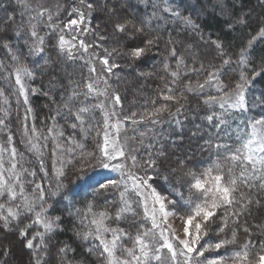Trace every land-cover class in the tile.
<instances>
[{
    "label": "snow or ice",
    "instance_id": "snow-or-ice-1",
    "mask_svg": "<svg viewBox=\"0 0 264 264\" xmlns=\"http://www.w3.org/2000/svg\"><path fill=\"white\" fill-rule=\"evenodd\" d=\"M16 2L25 10L27 20L17 24L15 16L9 15L6 21L0 22V48L6 49L11 54V61L16 64L15 67H11L0 62V70L8 69L9 75L15 77L19 96H22L24 104L28 105L29 88L25 81L34 79V70L26 64L19 63V57L13 53V45L8 33L12 31V28H15L16 36L27 32L32 41L29 44L28 40H25L30 54L40 56L45 52V37L39 35L38 26L43 24L53 33L58 30L60 35L53 46L58 55L61 57L66 55L68 61H75L77 58L83 60L88 65L89 78L83 83L69 78L71 90L52 120L55 121L57 116L63 115L67 120L74 121L69 125L72 129L79 127L85 136L95 131L97 137L102 136V142L97 140L95 147L89 151L74 137H68L66 144L58 142L63 133L58 132L53 136L55 125L48 128V135H44L42 130L35 127V124L31 129L25 124L23 127L26 140L22 142L29 145V152L34 151L37 154L39 172L43 173L41 179L48 180L46 189L43 183L26 180L28 176L35 178L37 171L34 168L25 167L28 161H25L24 154L18 152L14 146L13 133L8 124L4 119H0V133L7 134L6 146L0 144V229L5 234L18 230V236L26 239L24 246L32 251L35 264H42L48 252L45 237L55 232L61 222L60 216L47 215L54 206L48 203L49 192L53 197L59 195L67 198L74 195L71 184L90 181L98 185L96 191L112 188L120 192L121 207L114 217L117 222L130 214L136 217L134 223L139 225L133 237L124 228L111 227L107 222L112 219V215L105 209L94 212L92 202H89L83 213L79 209L76 210V215L79 216V222L83 227V231L77 232L76 235L86 242H98V244L90 243L86 251L89 254L98 252L101 264H264V241H253L252 233L246 225L243 226V231L249 238L243 244L238 243L241 218L245 214H251L254 204L257 207H264V204L256 199L259 193L264 192V117L252 118L245 129L238 130L246 132L247 128H251L248 138L238 147L221 142L220 138L215 143L212 137L205 140L199 146L200 149L214 151L217 159L201 172L188 169L190 157L176 156L173 159V154L168 151L167 144L170 142L175 147L183 142L182 136L174 137L171 132L163 135L156 132L154 127L167 122L182 131L183 121L180 117L188 100L187 94L204 96L203 104L210 109L218 105L221 109L220 114L212 111L203 117L210 125L218 120L219 123L215 124L217 129L227 123L222 117L229 110H246V89L255 78L264 75V57H261V65L254 68L252 56L255 43L264 39V22H261L256 34L251 36L246 45L240 49L235 60L224 50L221 42L211 41L218 50V54L226 58L222 60L220 68L213 67L211 71H208L207 77L202 82L189 79L181 84L183 74L199 75L207 69L203 63H200L199 67H189L184 56H177L175 47L177 42L169 36L166 44L172 45V48L168 58H175L176 70H172L167 62L168 58H165L163 70L171 79L162 78L163 88L159 89V98L171 103L156 106V99L153 98L150 109L145 108L142 113L133 112L131 115H124L121 119L122 97L109 83V78L116 74L114 70L121 67L113 57L127 58L131 62L129 67L141 62L154 46L159 45L161 37L152 36L149 31L152 21L159 19L158 13L163 11L179 17L180 12L169 7L167 0L153 3V11L150 15L132 19L123 18L118 14L123 7V4L120 8L115 6L118 0H113L112 8H108V0H103V4L101 0H79L78 6L70 9L60 8L58 5L55 13L39 3V0H36L35 4L32 0H16ZM141 3H144V0H141ZM161 3L164 5L162 8ZM97 10L109 13L108 23L111 25L114 42L118 45L111 49L104 47L103 55L90 53V49L101 48L103 42L108 39L103 34L97 35L91 27V20ZM64 12H67L68 17L66 23L62 26L60 23H53L54 16L58 19ZM44 17H47L46 21ZM184 23L194 29L197 27L190 17H185ZM237 23L245 24L246 21L241 18ZM96 27L99 28V25ZM65 32L74 34L66 38ZM89 33L94 34L98 42L87 44L83 36ZM120 37H123V43ZM85 55L88 56L87 59H84ZM97 61L101 65L100 71L96 67ZM195 63L196 57L193 56V65ZM232 64L239 68V76L230 90H227L228 86L221 77L224 74V68ZM45 66H51L47 60ZM137 75L152 74L137 73ZM117 79L119 80L120 77L117 76ZM206 88L214 89L217 95H205ZM109 89H111V95H109ZM30 91L35 94L38 89L31 88ZM3 96L4 91L0 90V97ZM80 96H83L85 101L95 96L98 102L95 104L81 102L80 107H74L75 101ZM100 97L103 99H99ZM4 102L7 103V98ZM172 104L176 105L174 111ZM97 109L103 116L102 127L96 120ZM32 112L30 106L25 109L24 121H27ZM165 114L168 117L167 121L163 119ZM137 125L153 126L138 133L139 144L146 153V156L140 158H138L139 149L129 150L128 148L129 140L135 142L137 136L126 135L127 127ZM199 132L201 129L197 125L192 135L196 136ZM122 133H124L123 136ZM49 136H53L54 142L52 150L54 191L52 190L53 177L49 176L41 150L47 147L46 142ZM145 138L150 142L145 144ZM41 140L45 143L41 144ZM96 169H110L118 173L119 178L108 179L101 183L93 175ZM69 172L75 174V180L66 184L65 180ZM178 172L191 181L188 183L190 195L187 200H184L176 186L183 188V183L179 180L174 182L172 179ZM162 173L167 174L162 175ZM161 177L167 188L161 186L158 190L154 182ZM27 184L32 185L30 193L26 190ZM173 195L179 196L180 199H171ZM133 196L135 199L130 198ZM72 202L69 200L66 206L70 208ZM138 209L142 210V214L138 213ZM221 210L224 211V215L220 217L221 223L217 234L218 236L222 234L224 238L211 242L208 239L210 230L216 224V218ZM28 217L32 219L20 227L22 218ZM170 220L173 222L179 220V227H173V223H169ZM36 226L42 227L43 231H37L28 238L30 229ZM229 230L231 236L227 235ZM261 231H264V228H261ZM3 239L4 236H0V241ZM37 239L39 243L35 242ZM125 239L132 241L131 247L123 243ZM257 247L259 251L253 257V249ZM10 248L11 244L3 248L5 256L9 254ZM221 249L224 250V255L220 254ZM69 251L74 254V250L67 244L59 249V253L62 254L61 264H75L74 258L67 259ZM80 264L84 262L81 261Z\"/></svg>",
    "mask_w": 264,
    "mask_h": 264
},
{
    "label": "trees",
    "instance_id": "trees-1",
    "mask_svg": "<svg viewBox=\"0 0 264 264\" xmlns=\"http://www.w3.org/2000/svg\"><path fill=\"white\" fill-rule=\"evenodd\" d=\"M33 1V0H32ZM62 8H71L78 6V0H62ZM113 2V0H111ZM216 0H167V5L174 10L180 12L179 17H174L169 13L160 11L158 13L159 19L153 20L149 28L152 36L159 35L161 37L159 45L154 46L141 61L136 63L133 67L128 65L131 63L127 58L115 57V62L120 64V68L114 70L116 73L113 84L117 87L114 89L119 92L122 97L123 113L124 115H131L133 112L142 113L145 108H151V101L156 99V106H159L166 102L162 98H159V89L163 88V79H171L163 70V64L165 58L169 57L172 45L166 44L169 36L172 37L177 43L175 47L177 49V56H184L186 63L189 67H199L200 63H203L207 69L202 74L186 73L182 75L181 84L186 80L202 82L207 77V72L211 71L213 67L220 68L222 60L226 57H221L218 54V50L211 41H219L223 44L224 50L232 57L236 59L237 53L242 47H244L251 36L255 35L258 31L261 22H264V0H217L220 2V6H214ZM160 3V0H118L116 7L120 8L123 4L122 10L119 14L123 18L132 19L133 17H144L150 15L153 11L152 4ZM33 4L35 2L33 1ZM164 5L161 3V8ZM45 7V6H44ZM48 8V7H47ZM50 8V7H49ZM52 10V8H50ZM196 9L203 14L196 13ZM54 13L56 12L53 11ZM9 15H14L17 24L22 20H27V14L25 10L17 4L16 0H0V22L6 21ZM190 17L194 24L197 26L195 29L184 23V18ZM67 12H64L58 17L54 16L53 23H61L67 21ZM244 18L246 23H237L238 20ZM47 20V17H44ZM99 25V28L96 26ZM231 26V27H230ZM91 27L95 30V33L103 34L108 39L103 42L101 50L104 47L113 48L118 45L114 42L112 37L111 25L107 24L104 15L101 11L97 10L94 13V18L91 20ZM38 33L40 36L45 37V52L43 55L37 56L30 54V50L25 44V40H28L30 44L31 38L28 37L27 32L23 35H14L15 28L8 33L11 37V43L13 45V53L19 57V63L26 64L28 67L34 70V79L26 80L25 83L29 88L28 100L29 104L25 105L23 97L19 96L18 86L15 85V77L9 75V70H0V90L4 91V96L0 97V119H4L8 124L11 132L13 133V144L17 148L18 152L24 154L25 167L29 169H36L37 176L35 178L28 176L26 180H35V182L43 183L45 188H48V180H42L43 173L39 172V161L37 154L29 152V145L26 142V136L24 135V125L26 124L29 129L35 124V127L42 130L44 135H48V128L55 125V131L53 136L62 132L63 136L59 138L61 144L67 143L68 137H74L78 143H82L86 150H92L97 140L102 142V136L97 137L96 132L93 131L89 135L85 136L80 128L72 129L69 125L73 123V120H67L63 115L57 116L53 121L52 117L56 116L57 110L67 99V94L71 90L69 85V78L73 80H80L82 83L89 78L88 65L83 60L77 58L75 61H68L66 55L61 57L58 55L57 50L53 47L57 41L60 32L57 30L53 33L48 27L43 24L38 26ZM93 37L95 41L96 36L94 34L88 35ZM120 39V38H119ZM85 40V39H84ZM87 43V41L85 40ZM96 42V41H95ZM142 46V45H141ZM10 53L6 49L0 48V62L3 64L15 67L10 59ZM193 56L196 57V63L193 65ZM253 67H259L261 65V57H264V39L255 43L252 51ZM79 57V54H77ZM88 56L85 55L84 59ZM51 65L45 66V61ZM167 62L170 64L172 70H176L175 58H168ZM137 73H151L152 75L138 76ZM251 75V73H249ZM117 76L120 79H117ZM239 76V68L232 64L224 68V74L221 77L225 85L228 86L227 90H230L231 86L237 81ZM55 78V80H53ZM163 78V79H162ZM36 88L38 91L33 94L30 89ZM113 88V87H112ZM47 93V95H45ZM111 91L109 92V95ZM188 100L185 105L184 112L180 119L183 121L182 131L177 130L174 125L164 123L156 125L155 131L163 135H167L169 132L174 137H183V142L177 144L175 147L169 142L167 144L168 151L172 153V158L176 156L184 158L190 157L188 163V169L196 172H201L207 168L213 160L217 159L214 151L201 150L200 145L209 137L213 138L215 143L218 138L221 142L232 144L233 147H238L240 143L248 138V134L251 133V128H247L246 132L238 131L246 128L250 119H260L264 117V75L255 78L254 82L246 89V101L247 108L244 111L237 109H231L223 115V119L227 122L220 129L215 127L219 121H214L211 125L203 117L209 115L212 111L217 114L221 113L218 105L213 109L203 104L204 96L187 94ZM205 95H217L214 89L206 88ZM7 98V103H5ZM99 99H102L100 97ZM53 100L55 102H53ZM148 102L147 104L145 102ZM81 102L85 104H95L98 102V98L93 96L85 101L83 96H80L74 103V107H80ZM31 107L33 112L29 114L27 121H24L25 109ZM176 105L172 104V110H175ZM119 111V109H118ZM7 113V115H5ZM96 120L99 121V126L102 127L103 116L99 109L95 111ZM165 121L168 120L167 115L163 117ZM197 125L200 126L201 132L193 136L192 133L196 131ZM87 126V125H85ZM151 125H137L129 126L126 130V135L131 137L137 136V140L131 141L132 144L139 149V157L146 156L144 149L139 144V132L146 131ZM124 133H122V136ZM53 136H49L47 140V147L42 148L43 159L45 161V167L49 172V176L52 179V190H55L54 173L52 172V150L54 148ZM242 138V139H241ZM7 134L0 133V144L6 146ZM150 141L145 138L144 143L147 144ZM41 144L45 143L43 140ZM175 165H173L174 167ZM167 173H162L165 175ZM95 179L99 182H106L108 179H118L119 174L112 172L110 169H96ZM173 181L179 180L183 183L184 187L178 190L182 193L184 200L189 197L188 183L190 179L183 177L182 173H177L172 177ZM75 180V174L69 172L65 183H69ZM91 185V186H90ZM154 186L161 188V186L167 188V185L163 184L162 177L157 178L154 182ZM74 195L67 198L61 196H51L49 192L48 203L53 204V208L49 210L47 215L49 217L60 216L61 222L59 228L45 237V242L48 245L47 255L44 257L42 264H61V255L59 249L65 244L69 245L74 250L67 253V259H73L75 264H80L81 261L84 264H101L98 259L99 253L89 254L86 250L89 248L90 243H97L96 241H84L82 237L76 235L77 232L83 231V227L79 222V216L76 215V210L79 209L83 213L89 202L94 205L93 211L98 212L101 209L107 210L112 219L108 221L111 227L124 228L130 232L134 237L139 227L134 221L136 217L127 214L126 218L117 222L114 217L116 211L121 207L120 204V192L116 189L109 188L107 190L96 191L98 185L92 184L90 181H80L78 183L71 184ZM32 185L27 184L26 190L30 193ZM122 190V189H121ZM135 199V197H130ZM171 199L179 200L180 197L173 195ZM262 204H264V192L259 193L256 196ZM69 200H72V206L69 208L66 205ZM184 203V201H181ZM138 213L142 214V210L138 209ZM183 211V209H181ZM224 215V211L221 210L216 218V224L210 230L209 240L215 242L217 239L224 238L223 235L217 234V229L220 226V217ZM91 218V217H90ZM32 217L27 219L22 218L20 227L27 224ZM247 226L252 235L253 241H264V207H257L255 204L251 209V214H245L240 220V226L238 229V243L243 244L248 239V234L243 231V226ZM15 226V225H13ZM150 226V225H146ZM231 227V224H230ZM37 231H43L42 227H32L28 233V238ZM228 236H231V231L227 232ZM0 236H4V239L0 241V262L3 264H35L32 259L33 253L31 250L25 248L26 239L18 236V230L12 233L5 234L0 229ZM39 243L37 239L35 241ZM124 244L131 247L132 241L125 239ZM11 244L10 252L7 256L3 254V248ZM17 248V253H14V248ZM259 251V248L253 249V257L255 253ZM231 252V249H229ZM220 254L224 255V250H220ZM43 255V253H42Z\"/></svg>",
    "mask_w": 264,
    "mask_h": 264
},
{
    "label": "rangeland",
    "instance_id": "rangeland-1",
    "mask_svg": "<svg viewBox=\"0 0 264 264\" xmlns=\"http://www.w3.org/2000/svg\"><path fill=\"white\" fill-rule=\"evenodd\" d=\"M35 3H36V0H33ZM32 1V2H33ZM62 0H39V3H41L43 6H45V7H50V8H52V11H55V10H57V6L59 5L60 6V8H62ZM101 3L103 4V0H101ZM78 4H79V0H78ZM214 4V6H220V2H218L217 0L213 3ZM116 6V5H115ZM113 7V2L111 1V0H108V8H112ZM196 11V13H198V15L200 14V11L198 10V9H196L195 10ZM101 14H103L104 15V19H105V21H106V23L107 24H109L108 23V19H109V13L108 12H106V11H101ZM119 14V13H118ZM120 15V14H119ZM203 14H200V16L201 17H203L202 16ZM121 16V15H120ZM63 23H66V22H61L60 24H61V26L63 25ZM72 34H74V33H70V32H65V35H66V38L67 37H70V35H72ZM92 35V33H89V34H86V35H84L83 36V39H85L86 41H87V44H92V43H94L95 41L96 42H98L96 39H95V41H93V37H90V36H88V35ZM120 41H121V43H123V37H120ZM103 45V44H102ZM102 48V47H101ZM98 53L99 55H103V50H101L100 48H92V49H90V53ZM77 54H79V52H77ZM113 59L115 60V57H113ZM96 67H97V70L98 71H100L101 70V65L99 64V61H97L96 62ZM115 70H117V69H115ZM115 72V71H114ZM115 76H116V74L115 75H113V76H111L110 78H109V83H110V85L113 87V88H115V87H117L115 84H113L112 82H113V80L115 79ZM111 91V89H109V92ZM111 95V94H110ZM102 99H103V97H102ZM117 111H118V109H117ZM121 118V117H120ZM122 119V118H121ZM128 148H129V150H131V149H136V146L134 145V144H132L130 141L128 142ZM169 223H173V227H179V220H176L175 222H173V221H169ZM12 250H14V253L16 252L17 253V251H18V249L15 247L14 249H12Z\"/></svg>",
    "mask_w": 264,
    "mask_h": 264
}]
</instances>
